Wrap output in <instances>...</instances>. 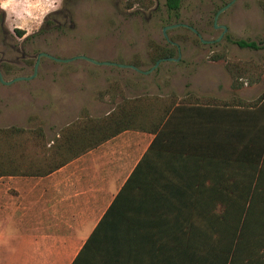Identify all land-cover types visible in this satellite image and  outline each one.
I'll list each match as a JSON object with an SVG mask.
<instances>
[{"label":"crops","instance_id":"obj_1","mask_svg":"<svg viewBox=\"0 0 264 264\" xmlns=\"http://www.w3.org/2000/svg\"><path fill=\"white\" fill-rule=\"evenodd\" d=\"M94 74H50L48 98L40 95L34 106L43 111L47 101L48 121H41L39 126L44 128L48 148L61 136L63 128L80 119L84 110L95 119L119 111L129 120L137 113L131 100L144 95L160 96L162 100L139 110L147 129H125L101 143L78 145L75 155L72 153L67 163L53 170L43 166L0 177V264H72L148 152L132 191L134 200L145 208L131 213L135 219L143 220L145 235L177 236L179 224L199 222V209L213 205L214 192L219 188L217 121L211 111L214 106L177 103L170 108L174 96H201L191 86L180 89L167 85L159 94L136 95L133 86L122 84L120 89L100 96V91L110 87L108 74ZM74 80L82 81L81 95L63 105L59 101L61 88ZM90 88L96 89L94 100L84 101L83 94ZM261 106L264 100L258 105L264 121ZM158 121L161 133L156 144L157 132L151 127ZM88 125L81 122L71 132V139ZM249 143L248 138L241 139L240 152L226 164L224 190L241 192V204L250 206L251 221L264 237V147L258 150L260 145H256L257 150L252 151ZM181 230L185 231V225Z\"/></svg>","mask_w":264,"mask_h":264},{"label":"rangeland","instance_id":"obj_2","mask_svg":"<svg viewBox=\"0 0 264 264\" xmlns=\"http://www.w3.org/2000/svg\"><path fill=\"white\" fill-rule=\"evenodd\" d=\"M145 1L148 6L139 0H0L4 12L0 18V65L7 80L33 74L42 52L75 59L63 62L43 56L34 78L12 84L0 80V128H37L41 121H48L47 101L43 111L34 106L40 95L48 98L52 71L106 72L109 86L130 84L136 95L159 94L161 87L177 85L180 89L191 86L202 97L209 95L219 103L260 98L264 93V48H241L234 40H264V0H235L219 16L218 23L228 27L225 33L214 19L232 0H182L178 16L168 9L167 0ZM61 9L64 12L55 21L47 20ZM179 23L164 35L165 27ZM18 28L24 31L23 37L16 33ZM199 33L206 42L198 40ZM155 44L178 46L176 60L156 63ZM80 56L102 63L95 66ZM126 61L138 63L146 72L122 68L128 65ZM229 62H252L258 71L235 78L227 67ZM81 82L74 80L61 88L59 101L63 105L80 97ZM94 90L84 93L83 100H94ZM236 192L241 200V192Z\"/></svg>","mask_w":264,"mask_h":264},{"label":"trees","instance_id":"obj_3","mask_svg":"<svg viewBox=\"0 0 264 264\" xmlns=\"http://www.w3.org/2000/svg\"><path fill=\"white\" fill-rule=\"evenodd\" d=\"M139 1L148 4L145 0ZM166 5L178 16L182 0H167ZM3 15L4 12L0 10L1 19ZM16 32L19 36L24 35L23 30L16 29ZM30 37L33 35L26 39ZM198 40L201 42L200 37ZM234 43L241 48H264V40L236 39ZM153 47L155 62L174 57L178 48L173 45ZM214 59L217 58L214 56ZM132 64L140 67L136 62ZM227 67L235 78L252 76L258 71L257 64L252 62H229ZM120 88L118 83H112L107 90L100 91L99 94L101 96ZM160 100V96L151 95L131 100L137 113L129 120L120 116L119 111L105 118L95 119L84 110L79 120L62 129L61 136L54 141L51 148L46 145L44 128L41 126L1 127L0 177L26 173L27 170L43 166L53 170L67 163L73 157L72 153L75 155V147L78 145L87 147L101 143L125 129H147L146 121L143 117L140 118L139 110L145 106L158 105ZM263 100L264 93L257 101L240 100L238 104L232 101L219 103L215 98L205 96L190 95L182 99L174 96L170 108L177 103L214 106L211 111L217 121L215 151L218 158L219 188L214 192L213 205L199 209V222L179 224L177 236L150 238L145 235L143 220L135 219L131 213L145 208L141 202L134 200L132 191L136 186L137 174L149 155L148 152L72 264H264V237L256 223L251 221L250 206L246 208L241 204L239 193L235 190H224L225 166L235 153L240 152L241 139H249V148L252 151L257 150L256 145H260L258 150L264 147V121L258 110L259 102ZM159 121L151 127L157 132L156 144L161 133ZM81 122H88L90 126L80 128L72 140L71 132H75ZM156 144L151 148L154 149ZM183 225L185 231L181 230ZM174 227L177 228V225L174 224Z\"/></svg>","mask_w":264,"mask_h":264},{"label":"water","instance_id":"obj_4","mask_svg":"<svg viewBox=\"0 0 264 264\" xmlns=\"http://www.w3.org/2000/svg\"><path fill=\"white\" fill-rule=\"evenodd\" d=\"M234 1H235V0H232V1L229 2V4H227L223 9L219 10V11L217 12L216 16H215V19H214V23H215L216 27H217V28H223L224 33L228 30V27L225 26V25H222V24H219V23H218L219 16H220L221 12L224 11L226 8H228V7H229ZM179 25H181V24L179 23V24H177L176 26L172 25V26H167V27H165V28H164V35L167 36V32H166L167 29H169V28H174V27H177V26H179ZM183 25H184V26H187V27H189V28H191V29H193V31H195V32L197 31V30H195L194 28H192L191 26H188L187 24H183ZM223 35H224V34H223ZM199 37L202 39L203 42H206V41H207V40H205V39L202 38V35H201L200 33H199ZM172 44H176V43H175V42H172ZM43 56H46V57L52 58V59L57 60V61H69V60H63V59L57 58V57H55V56H53V55H51V54H49V53H46V52H42V53L39 54V57H38V59H37V61H36V64H35V70H34V73H33V74H31V75H29V76H18V77H15V78L11 79V80H7V79L5 78V76H4V74H3V71H2V68H1V65H0V80H1L2 82L7 83V84H12V83H14L15 81L24 80V79H32V78H34V77L37 75V73H38V68H39V65H40V62H41V58H42ZM80 57H81V58H84V59H86V60H88V61H90V62H92V63H95V64H100V63H102V62H100V61H98V60H96V59H94V58H90V57H87V56H80ZM161 60H176V59H175V57H168V58H164V59H161ZM161 60H159V61L156 62V63L159 64ZM123 66H124V67H131V68H133V69H135V70H137V71H139V72H143V73L146 72L145 70L141 69L140 67H138V66H136V65H134V64H128V65H123Z\"/></svg>","mask_w":264,"mask_h":264},{"label":"flooded vegetation","instance_id":"obj_5","mask_svg":"<svg viewBox=\"0 0 264 264\" xmlns=\"http://www.w3.org/2000/svg\"><path fill=\"white\" fill-rule=\"evenodd\" d=\"M63 12H64V10L63 9H61V10H55L53 13H51L49 16H48V19L50 20V19H52V20H56V16H58V15H61V14H63ZM55 25H57V26H59L60 24H57V23H55ZM18 29H20V28H18ZM6 29L4 28L3 29V31L4 32H6L5 31ZM20 30H22V29H20ZM17 33V32H16ZM18 34V33H17ZM24 35H25V33H24ZM24 35H22L21 37H23ZM40 54V53H39ZM39 54H38V57H39ZM53 56H55V57H57V58H60V59H63V60H69V61H71V60H75V59H66L65 57H62V56H56V55H53ZM91 58H93V57H91ZM52 59V58H51ZM82 59H84V58H82ZM57 61V60H56ZM63 62H68V61H63ZM36 64V63H35Z\"/></svg>","mask_w":264,"mask_h":264}]
</instances>
